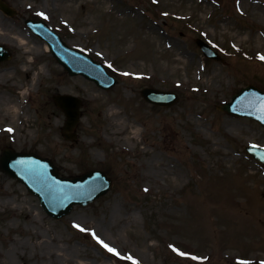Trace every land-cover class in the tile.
<instances>
[{"label": "rangeland", "instance_id": "rangeland-1", "mask_svg": "<svg viewBox=\"0 0 264 264\" xmlns=\"http://www.w3.org/2000/svg\"><path fill=\"white\" fill-rule=\"evenodd\" d=\"M2 1L15 14L0 10L12 30L0 39L11 53L0 62V155L49 158L63 177L99 169L112 185L55 220L0 169V264H264V164L244 150L264 147V127L218 108L248 84L264 90V0ZM26 18L45 21L116 84L67 74ZM197 38L222 61L205 58ZM144 87L179 98L152 105ZM58 93L81 100L74 142L61 135Z\"/></svg>", "mask_w": 264, "mask_h": 264}, {"label": "water", "instance_id": "water-1", "mask_svg": "<svg viewBox=\"0 0 264 264\" xmlns=\"http://www.w3.org/2000/svg\"><path fill=\"white\" fill-rule=\"evenodd\" d=\"M0 10L7 15L14 13L1 0ZM24 23L32 33L46 42L57 63L69 75L79 74L103 89L110 88L116 82L100 63L69 47L43 21L26 19ZM197 43L205 56L218 59L207 44L201 40H197ZM9 58V51L0 46V62ZM140 94L147 102L160 106H170L178 100L174 93L155 88H144ZM53 101L65 114L66 119L61 128L62 136L66 140L75 141V129L81 116V100L67 94H56ZM219 109L233 115L251 117L264 125V92L248 85L234 94L230 102L220 105ZM246 150L253 158L264 163V148L248 146ZM0 169L23 183L30 193L38 197L46 214L54 219L67 215L75 204L85 206L93 202L104 195L111 186V180L100 170H91L72 178L60 177L50 159L31 153L15 152L9 148L2 150Z\"/></svg>", "mask_w": 264, "mask_h": 264}, {"label": "bare ground", "instance_id": "bare-ground-1", "mask_svg": "<svg viewBox=\"0 0 264 264\" xmlns=\"http://www.w3.org/2000/svg\"><path fill=\"white\" fill-rule=\"evenodd\" d=\"M62 1H66V0H62ZM121 13H122V11H120V14ZM11 33H12V30H11L10 26L8 24H4V23L1 22L0 23V39H3V38H6L7 39V38H9V36H11L10 35ZM19 35H21V34H19ZM17 37H18V35L17 36L12 35V40L15 39V38L17 39ZM19 42L21 44H24L25 43L22 39H20ZM45 48H47L46 45H45ZM25 52L26 53H31V49L26 50ZM186 56H187V54L185 52H181L180 53V57L184 58ZM92 99H97V96L93 97ZM7 106H8V109H7L8 111L6 110L7 113H10L11 114V117L13 116V117H16L17 118L18 113H19V109L21 108V106L18 103V101H17V104L16 105L15 104H12L11 105L9 103ZM109 110L111 111V117L113 119H115L116 116H114V115H116V112L113 110V108H110ZM228 127L229 128H232L234 130L236 129V125H234V124H229ZM120 129H122L120 132H125L126 133V129L124 127H121ZM117 131L118 130H116V132Z\"/></svg>", "mask_w": 264, "mask_h": 264}, {"label": "snow or ice", "instance_id": "snow-or-ice-1", "mask_svg": "<svg viewBox=\"0 0 264 264\" xmlns=\"http://www.w3.org/2000/svg\"><path fill=\"white\" fill-rule=\"evenodd\" d=\"M41 15H43V13H42ZM261 59H264V56H261ZM8 131H12V129H8ZM77 227H80V226L77 225ZM82 230H83V229H82ZM97 239L99 240L98 237H97ZM99 242H100L101 244H103L104 247L108 249V251L113 252V253H115L116 255H119V253H118L114 248L109 247V245H107L106 243H104V241L100 240ZM183 254H184V253H181V255H183ZM127 258H128V259H131V257H127ZM242 264H247V262H242Z\"/></svg>", "mask_w": 264, "mask_h": 264}]
</instances>
